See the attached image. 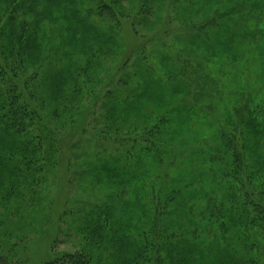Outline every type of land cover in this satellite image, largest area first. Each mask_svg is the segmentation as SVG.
I'll return each mask as SVG.
<instances>
[{
	"label": "rangeland",
	"instance_id": "374dc122",
	"mask_svg": "<svg viewBox=\"0 0 264 264\" xmlns=\"http://www.w3.org/2000/svg\"><path fill=\"white\" fill-rule=\"evenodd\" d=\"M54 1L38 15L20 4L36 40L22 56L1 50L6 28L0 37V76L35 116L23 137L0 129V255L43 264L86 248L96 264H180V244L208 249L210 237L189 233L204 222L155 220L151 196L191 180L195 200L214 190L206 171L226 156L220 137L249 98L262 99L264 0H238L244 17L226 44L204 43L195 27L235 0H146L152 10L138 0H77L83 26ZM100 4L113 16H100ZM152 129L155 145L141 142ZM145 144L152 152L140 153ZM105 208L128 226V241L84 245V228ZM191 250L193 264L201 258Z\"/></svg>",
	"mask_w": 264,
	"mask_h": 264
},
{
	"label": "trees",
	"instance_id": "16d2710c",
	"mask_svg": "<svg viewBox=\"0 0 264 264\" xmlns=\"http://www.w3.org/2000/svg\"><path fill=\"white\" fill-rule=\"evenodd\" d=\"M46 1L0 0V37L4 36L5 28L9 31L5 40L6 44L1 50L7 56H13L15 51L22 56L25 51L24 43L30 47L36 45V40H32L29 36L30 29L27 20L22 18L23 11H21L20 4H23V10H26L29 15H38L41 5ZM76 1L58 0L54 2L67 4L69 7L66 9L75 18V23L83 26ZM237 2L238 0H235L236 4L231 6V10L220 11L218 9L217 17L208 20L203 26L195 27L204 34L201 37L204 43L208 44L206 41L211 37L226 44L237 35L236 21L244 17L245 12L239 6L240 1ZM148 3L153 5L151 0L150 2L148 0ZM138 4L139 8L147 6L150 10L153 9V6H149L146 0H138ZM97 9L100 16L106 18L112 17L115 10L113 6L110 8L107 4H100ZM18 13L20 19H16ZM38 20L42 22V19ZM12 23L15 25L11 27ZM0 81L3 82V85L0 83V89L5 85V91L0 90V129L23 137L26 131L34 126L35 116L22 102L15 87L16 83L1 76ZM147 81L150 82L147 84L151 87L152 82ZM261 94V100L249 98L242 109L234 112V118L230 122L231 131L220 137V144L226 156L209 159L211 163L216 164L215 169L206 171L211 188L214 190H206L207 194L195 200L192 196L194 195L193 190L188 189L194 186L191 180L188 183L178 184L174 188L161 189L151 196V209L155 220L163 216L181 218L192 216L198 219L199 223L204 222L207 227L193 228L189 231L191 237L199 239L208 236L214 241V243L209 241L208 249H197L196 246V248L193 247V244H190V247L188 242L180 244L178 249L181 255L180 264H191L189 257L185 255L191 248V251L199 252L201 258L198 262L194 260L193 264H214L216 262V264H264V90ZM156 134L158 132L152 129L149 135L139 139L142 140L141 142H150L155 145L151 139ZM37 138H35L36 141ZM138 149L140 153L152 152L146 144L139 146ZM161 154L163 153H155L162 163ZM197 180L200 182L206 180L203 172L199 173ZM159 181L164 182L165 180L159 178ZM153 190L156 191L155 188ZM215 192H218V195ZM162 194L165 196L160 197ZM114 225L117 226V230L113 227ZM88 226L89 229L85 227L83 232L84 245L92 243L102 245L108 240H111L112 244L128 241L126 238L128 226L122 220L114 219L110 208H105L93 215L92 222ZM162 242L166 241L162 240ZM131 244H134L132 240L129 242V245ZM166 247L167 244L164 245L165 249ZM172 247L173 249L178 248L176 245ZM205 250L213 251V255L207 254ZM137 259L139 260L138 257ZM205 260L208 262L206 263ZM9 261L11 260L7 256L0 255V264H10ZM43 264H96V262L91 251L85 248L82 251L55 256Z\"/></svg>",
	"mask_w": 264,
	"mask_h": 264
}]
</instances>
